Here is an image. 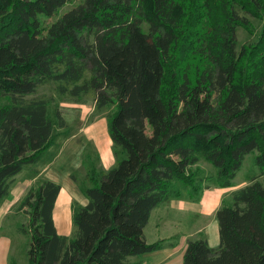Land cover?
<instances>
[{"label": "trees", "instance_id": "16d2710c", "mask_svg": "<svg viewBox=\"0 0 264 264\" xmlns=\"http://www.w3.org/2000/svg\"><path fill=\"white\" fill-rule=\"evenodd\" d=\"M68 1L0 0V99L10 97L0 107V201L57 136L48 101L18 96L51 80L62 94L94 93L98 108L116 107L108 130L124 156L92 172L71 236L54 219L62 186L48 179L28 191L18 209L29 216V264H138L131 258L162 247L145 234L153 210L183 189L200 195V158L219 187L234 185L255 150L264 175V0H84L46 29L42 16ZM237 7L263 20L240 50L237 28L250 21ZM258 178L217 210L220 246L191 240L184 264H264Z\"/></svg>", "mask_w": 264, "mask_h": 264}, {"label": "rangeland", "instance_id": "374dc122", "mask_svg": "<svg viewBox=\"0 0 264 264\" xmlns=\"http://www.w3.org/2000/svg\"><path fill=\"white\" fill-rule=\"evenodd\" d=\"M83 1L69 0L53 16H42L44 27L47 29L61 18L65 12L78 6ZM237 10L240 15L247 17L250 21L248 27L240 26L237 28L238 50H240L243 44L258 40L262 32L263 20L246 14L238 7ZM144 28L147 30L148 25L144 24ZM59 84V82L51 80L44 85H40L32 94L23 97L18 96L24 101L35 99L48 101L49 115L56 125L57 136L55 143L37 163L28 166L15 176L7 195L0 201V235L10 243L9 264H29L30 235L23 232L22 229V227L28 229L29 216L24 210L18 209L20 202L28 191L35 189L48 179L56 181L62 188L65 186V181L71 182L73 185L72 190L68 188V192H73L75 198L66 207L69 216H71V231L68 235L71 236L75 230L73 210L75 206L83 205L80 202H83L86 198L84 188L90 185L92 172L104 173L124 156L122 149L114 145L108 130V119L114 112L115 105L98 108L94 93L79 97H74L69 93L62 94L59 92ZM9 102L10 97L3 96L0 99V107ZM57 110L62 112L66 120L65 128L57 127ZM256 155L257 151L255 150L245 157L241 169L233 180L236 186L242 187L250 184L255 176L259 177L258 180L264 185V175H259L260 168L255 162ZM192 170L196 172L197 178L200 180L198 183L202 186L201 191L215 185L216 168L211 162L200 158L199 163L192 166ZM188 194V188L183 189V196L173 198L171 202L182 200ZM62 195H67L65 190ZM171 202L168 203L171 205ZM230 204H233L232 199H230ZM165 212H167L166 209L160 208L152 215L149 224L145 228L148 242L152 243L166 236L164 234H167V229L164 230L157 226V223L165 216ZM60 216H63V214ZM147 259L148 257L142 254L132 257L131 262L144 264V260Z\"/></svg>", "mask_w": 264, "mask_h": 264}, {"label": "crops", "instance_id": "0c3cea01", "mask_svg": "<svg viewBox=\"0 0 264 264\" xmlns=\"http://www.w3.org/2000/svg\"><path fill=\"white\" fill-rule=\"evenodd\" d=\"M233 184L230 187L214 185L209 189L202 190L197 198H191L188 194L182 200L171 202L170 199L158 205L153 210L151 218L156 210L166 209L165 216L157 223V226L164 230L167 229V234L157 240L162 241L160 249L145 253L148 259L144 260V264H184V254L188 242L198 238H205L212 248H218L220 246V231L216 213L221 206L232 205L230 199L234 204L233 192L241 187L236 186L234 181ZM72 186L71 182L65 181V186L59 194L54 209L57 230L60 234L67 236L71 231V216H69L66 207L75 198L73 192H68V188L72 190ZM64 190L67 194L65 196L62 195ZM168 202H171V205ZM80 203L86 204L87 198H84V201ZM61 214L63 216H60ZM0 242V264H9L10 243L7 242V239L4 240L1 235Z\"/></svg>", "mask_w": 264, "mask_h": 264}, {"label": "bare ground", "instance_id": "6f19581e", "mask_svg": "<svg viewBox=\"0 0 264 264\" xmlns=\"http://www.w3.org/2000/svg\"><path fill=\"white\" fill-rule=\"evenodd\" d=\"M224 206V205H223Z\"/></svg>", "mask_w": 264, "mask_h": 264}]
</instances>
